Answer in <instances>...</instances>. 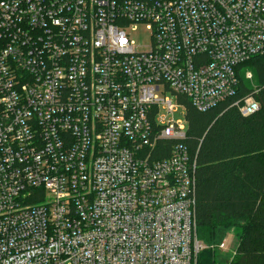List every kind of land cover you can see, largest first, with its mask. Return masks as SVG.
<instances>
[{"label": "built area", "instance_id": "1", "mask_svg": "<svg viewBox=\"0 0 264 264\" xmlns=\"http://www.w3.org/2000/svg\"><path fill=\"white\" fill-rule=\"evenodd\" d=\"M255 56L264 0H0V264H197L196 160L167 93L211 109Z\"/></svg>", "mask_w": 264, "mask_h": 264}, {"label": "trees", "instance_id": "2", "mask_svg": "<svg viewBox=\"0 0 264 264\" xmlns=\"http://www.w3.org/2000/svg\"><path fill=\"white\" fill-rule=\"evenodd\" d=\"M246 66L254 88L240 74ZM236 75L235 96L206 111L176 95L185 107L184 142L196 160V233L203 245L197 264H264V56L237 65ZM248 93L259 108L243 116L232 103ZM230 235L233 254L220 248Z\"/></svg>", "mask_w": 264, "mask_h": 264}, {"label": "rangeland", "instance_id": "3", "mask_svg": "<svg viewBox=\"0 0 264 264\" xmlns=\"http://www.w3.org/2000/svg\"><path fill=\"white\" fill-rule=\"evenodd\" d=\"M135 35L137 36L136 40H137L138 44H140L141 46H145L146 44H148L150 42L149 32L147 30H145L143 27H141ZM248 72H252V70L248 66H246L245 68H243L241 70L240 74L242 75L246 84L250 88H254L255 87L254 78L252 77L249 79L246 77V74ZM167 94L174 104L178 103L176 94L171 93V92H168ZM248 95H252V93H248ZM184 110H185V107H183L182 105H179L176 108V111H174L172 114H170V116H172L175 119H184ZM50 198H51L50 195L46 196V200L50 199ZM234 240L235 239L233 238L232 235L228 236L227 239L224 241V245L220 246V248L224 251H228L231 254H233L234 253Z\"/></svg>", "mask_w": 264, "mask_h": 264}]
</instances>
